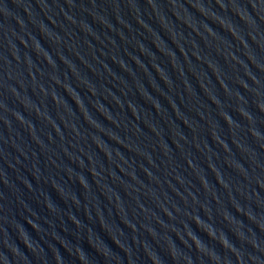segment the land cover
Returning a JSON list of instances; mask_svg holds the SVG:
<instances>
[{"label": "water", "instance_id": "1", "mask_svg": "<svg viewBox=\"0 0 264 264\" xmlns=\"http://www.w3.org/2000/svg\"><path fill=\"white\" fill-rule=\"evenodd\" d=\"M0 264H264V0H0Z\"/></svg>", "mask_w": 264, "mask_h": 264}]
</instances>
